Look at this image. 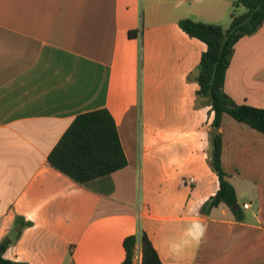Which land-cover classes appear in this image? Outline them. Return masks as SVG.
<instances>
[{
  "label": "crops",
  "instance_id": "1",
  "mask_svg": "<svg viewBox=\"0 0 264 264\" xmlns=\"http://www.w3.org/2000/svg\"><path fill=\"white\" fill-rule=\"evenodd\" d=\"M235 1L0 0L6 259L123 264L124 240L144 232L162 264H264V134L223 116L222 165L241 219L224 204L203 214L219 190L214 112L197 105L189 75L207 46L179 25L226 29ZM225 92L264 109V23L236 44ZM100 109L113 117L128 165L80 185L49 155L78 115ZM139 256L138 244L134 264Z\"/></svg>",
  "mask_w": 264,
  "mask_h": 264
},
{
  "label": "trees",
  "instance_id": "2",
  "mask_svg": "<svg viewBox=\"0 0 264 264\" xmlns=\"http://www.w3.org/2000/svg\"><path fill=\"white\" fill-rule=\"evenodd\" d=\"M242 8L243 12H239ZM264 23V0H236L228 28L183 19L180 28L190 37L207 46L194 73L197 105L210 106L214 112L210 132V167L219 180V190L203 206L202 213L224 204L240 217L236 191L222 165V134L220 127L225 114L264 134V109L236 103L225 92V81L235 46L246 36L258 32ZM49 163L80 185L107 176L128 165L116 123L106 109L78 115L49 155ZM30 223H24L23 227ZM11 241L0 244V264H26L4 257ZM140 245L141 264H162L156 249L144 232L124 240L126 257L123 264H134L135 249Z\"/></svg>",
  "mask_w": 264,
  "mask_h": 264
},
{
  "label": "water",
  "instance_id": "3",
  "mask_svg": "<svg viewBox=\"0 0 264 264\" xmlns=\"http://www.w3.org/2000/svg\"><path fill=\"white\" fill-rule=\"evenodd\" d=\"M17 235H18V231L17 230H14L11 234H10V239L12 240V241H14L15 239H16V237H17Z\"/></svg>",
  "mask_w": 264,
  "mask_h": 264
},
{
  "label": "built area",
  "instance_id": "4",
  "mask_svg": "<svg viewBox=\"0 0 264 264\" xmlns=\"http://www.w3.org/2000/svg\"><path fill=\"white\" fill-rule=\"evenodd\" d=\"M244 208H245V209H249V208H251V204H245V205H244ZM138 259H139V264H141V257L139 256Z\"/></svg>",
  "mask_w": 264,
  "mask_h": 264
},
{
  "label": "rangeland",
  "instance_id": "5",
  "mask_svg": "<svg viewBox=\"0 0 264 264\" xmlns=\"http://www.w3.org/2000/svg\"><path fill=\"white\" fill-rule=\"evenodd\" d=\"M136 264H139V259L138 258L136 259Z\"/></svg>",
  "mask_w": 264,
  "mask_h": 264
}]
</instances>
